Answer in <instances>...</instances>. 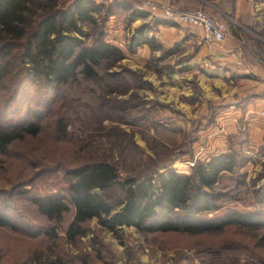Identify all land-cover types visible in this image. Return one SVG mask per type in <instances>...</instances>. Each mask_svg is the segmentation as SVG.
<instances>
[{
  "label": "rangeland",
  "instance_id": "374dc122",
  "mask_svg": "<svg viewBox=\"0 0 264 264\" xmlns=\"http://www.w3.org/2000/svg\"><path fill=\"white\" fill-rule=\"evenodd\" d=\"M71 1L73 0H61V3L64 6ZM124 1L133 8L132 11L118 5ZM144 1L100 2L105 8L111 6L109 13H101L100 29L103 39L118 46L125 54V58L115 68L125 69L129 74H140L146 84L138 86L134 78L128 77L125 84L108 81L95 85L82 81L79 85L63 86L62 97L55 98L54 105L57 107L64 104L62 110L68 108L66 110L75 124L69 133L73 141L64 142L55 138L50 129L51 120L46 115L47 109H40L46 116L42 133L37 138L28 137L18 141L9 156H0V189H11L5 183V180H10L17 182V188L22 183V189L27 190L26 195L55 191L60 184L61 171L54 167L68 165L70 156H74V148L77 154L79 147L83 150L81 153L89 158L112 157L117 162L121 177L149 169L163 170L164 166H173L182 173H189L190 168L183 171L186 169V161L194 154L197 153L204 159L211 152L221 149L220 144L211 145L208 131L215 127L218 116L230 104L224 101L226 96L218 86L204 83L196 77V72L187 65L190 56H180L182 47L151 49L148 57L135 54V47L132 52L129 51L127 43L132 45V41L145 29L142 28L143 23H146L144 17L135 20L139 15L134 13L135 9L142 7L150 11ZM205 1L192 8L208 10L226 23L228 37L222 43L230 42L249 59L255 58L264 63L262 57L252 52L253 50L258 53L260 49H264V33L261 30L264 22L260 21L255 26L249 17L234 18L230 14H222V8L217 1ZM251 1L253 7L257 5L258 9L246 14H264V0ZM244 22L248 24V30L242 28ZM157 23L158 20L151 18L150 26L148 24L145 31L150 29V36L154 38L153 44L156 46ZM180 25L188 27L186 24L177 26L182 27ZM236 31L239 32L238 36ZM114 38L117 40L113 41ZM199 72L203 73L201 70ZM227 86L229 91L238 87L241 92L248 90L236 82L228 83ZM34 93L32 102L41 100V94L37 91ZM235 96V99L239 98L238 95ZM245 100L241 99L238 103H244ZM106 102L108 104L104 105ZM17 115H0V121H15L23 116ZM239 134V138L231 143L233 146L239 143L237 147L244 161L239 171L245 184H239L228 177H224L223 182L235 188L234 193L238 198L233 204L244 210L249 208L251 201L247 194L251 182L257 181L262 170L264 138L253 140L245 129ZM228 137L224 141L223 149L227 147ZM6 158L8 163L4 162ZM33 163L36 165L33 166ZM261 180L262 178L258 179ZM106 194L113 208L117 209L123 198V191L112 186L107 189ZM7 204L3 208L0 198V215L8 217L14 227L0 226V264H20L31 257H54L57 254L64 264H214L216 261L210 253L217 250L215 246L225 244L231 238L239 239L240 236L234 232L213 236H191L183 233L143 234L134 227L127 226L112 232L91 219L86 223V235L74 242H68L64 228L71 214H67L62 225L54 230L57 234V239H54L43 235L45 230L51 228V224L46 222L26 196L12 195ZM235 253V257L241 262L246 258L251 259L242 248Z\"/></svg>",
  "mask_w": 264,
  "mask_h": 264
},
{
  "label": "trees",
  "instance_id": "16d2710c",
  "mask_svg": "<svg viewBox=\"0 0 264 264\" xmlns=\"http://www.w3.org/2000/svg\"><path fill=\"white\" fill-rule=\"evenodd\" d=\"M62 4L61 0H0V115L23 114L15 121H0V156H9L18 141L37 138L42 133L46 117L40 110L43 108L48 110L54 137L73 141L69 133L75 124L68 108L62 110L64 104L54 105L55 98L62 97L63 86L79 85L82 81L125 84L128 77L134 78L138 86L146 84L140 74L115 68L125 54L105 41L100 29L101 13H109L110 5L105 8L94 0ZM118 5L131 8L125 1ZM262 29L264 33V26ZM145 41L152 50L158 48L153 40ZM139 43L129 46V51ZM258 53L264 59V49ZM35 91L41 94V100L32 102ZM240 135L230 134L225 149L213 151L204 159L197 158L189 173L164 166L163 170L149 169L121 177L112 157L89 158L80 147L77 154L74 148L68 165L54 167L61 171L55 191L26 195L22 183L17 188L16 181L5 180L11 189H0V198L5 208L10 196H26L51 224L43 235L54 239V230L67 214H71L64 228L68 242L85 236L86 223L91 219L112 232L122 226L134 227L143 234L213 236L234 232L240 235L239 239L231 238L210 253L214 264H264V162L257 177L262 180H252L247 191L251 198L248 209L241 210L233 204L238 198L235 188L223 182L228 177L245 184L239 171L244 163L239 143H231ZM4 162L8 163V159ZM112 186L124 193L117 209L106 194ZM0 226L13 228L14 224L0 215ZM240 248L251 259L241 262L235 257ZM20 264L64 262L57 254L31 257Z\"/></svg>",
  "mask_w": 264,
  "mask_h": 264
},
{
  "label": "crops",
  "instance_id": "0c3cea01",
  "mask_svg": "<svg viewBox=\"0 0 264 264\" xmlns=\"http://www.w3.org/2000/svg\"><path fill=\"white\" fill-rule=\"evenodd\" d=\"M94 1L100 3L110 0ZM157 1L187 8L196 7L202 2H206L205 0ZM214 1H217L222 8L220 10L222 14H230L234 18H245L247 16L251 21H254L253 25L255 26H258L260 21L264 22V14H246L254 10L256 12L258 9L257 5L253 7V1L251 0ZM131 9L133 10L132 7L128 10ZM134 13L139 15L135 20L144 17L146 23H143V25H147L146 27H148L151 18L158 20L155 25L157 28L155 35L158 44L157 50L160 48L164 50L166 47L169 49L182 47L180 56H190L187 65L190 66L192 71L196 72V77L199 80L202 79L204 83H211L214 87L218 86L222 94L226 96L224 101L229 103L230 106L220 113L217 124L208 131V138L212 140V146L220 144V148L223 149V146H225L224 141L230 134H239L244 129L253 137V140L258 141L264 138V115L262 114L264 112V63L258 62L255 58L249 59L243 51L235 48L230 42L220 44L212 41L200 27L191 25H186L188 26L187 28L184 27L185 25H180L184 28L178 27L177 25L181 23L165 20L160 12L148 11L143 7L135 9ZM165 22L171 24L167 25ZM244 23V25H241L242 28L248 30V24ZM250 24L252 25V22ZM146 27H142L145 29L141 30V35L135 41H132V45L130 43L127 44L134 46V44L140 42L134 48L135 54L148 57L151 47L145 40L154 41V38L150 36V29L145 32ZM244 32L241 34L245 35ZM236 33V36H238L239 32L236 31ZM111 38L112 35H110ZM116 40L115 38L113 39V41ZM127 44L126 46H128ZM252 52L253 54L256 53L253 50ZM169 56H171L170 53ZM238 61L241 63L237 64ZM200 70L203 73L199 72ZM232 82H236L248 90L241 92L238 87L236 90L232 88L231 90L233 91H229L227 84ZM234 95H238L239 98L235 99ZM241 99L246 100L244 103H238ZM189 168L186 165V169L183 172H186Z\"/></svg>",
  "mask_w": 264,
  "mask_h": 264
},
{
  "label": "built area",
  "instance_id": "2783aa9c",
  "mask_svg": "<svg viewBox=\"0 0 264 264\" xmlns=\"http://www.w3.org/2000/svg\"><path fill=\"white\" fill-rule=\"evenodd\" d=\"M145 5L153 12H160L165 20L171 22L197 26L207 34L214 42L222 43L228 37V28L224 21L203 8L182 9L175 5L156 0H145ZM240 64V62H237ZM264 115V112H262ZM200 158L196 153L186 161L187 167H191L195 160Z\"/></svg>",
  "mask_w": 264,
  "mask_h": 264
}]
</instances>
